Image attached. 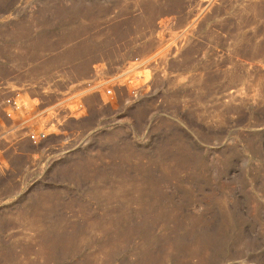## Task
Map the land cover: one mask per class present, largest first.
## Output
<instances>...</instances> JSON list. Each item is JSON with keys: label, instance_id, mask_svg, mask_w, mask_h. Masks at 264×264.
<instances>
[{"label": "rangeland", "instance_id": "obj_1", "mask_svg": "<svg viewBox=\"0 0 264 264\" xmlns=\"http://www.w3.org/2000/svg\"><path fill=\"white\" fill-rule=\"evenodd\" d=\"M0 264H264V0H0Z\"/></svg>", "mask_w": 264, "mask_h": 264}, {"label": "built area", "instance_id": "obj_2", "mask_svg": "<svg viewBox=\"0 0 264 264\" xmlns=\"http://www.w3.org/2000/svg\"><path fill=\"white\" fill-rule=\"evenodd\" d=\"M111 90H108V94H111ZM8 104H9V106H10V108H15V109H18V108H20V105H19V103H18V101H17V99H13V100H8ZM8 115L9 116H11V114L10 113H8ZM46 138V134L45 133H43V132H40V133H33L32 135H31V139L34 141V142H37L38 140H43V139H45Z\"/></svg>", "mask_w": 264, "mask_h": 264}]
</instances>
